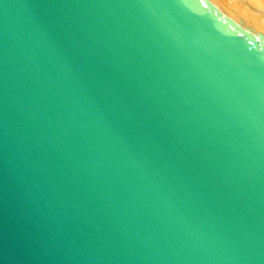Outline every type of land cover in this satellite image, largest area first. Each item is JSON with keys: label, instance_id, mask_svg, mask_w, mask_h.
<instances>
[{"label": "water", "instance_id": "obj_1", "mask_svg": "<svg viewBox=\"0 0 264 264\" xmlns=\"http://www.w3.org/2000/svg\"><path fill=\"white\" fill-rule=\"evenodd\" d=\"M0 0V264H264V12Z\"/></svg>", "mask_w": 264, "mask_h": 264}, {"label": "bare ground", "instance_id": "obj_2", "mask_svg": "<svg viewBox=\"0 0 264 264\" xmlns=\"http://www.w3.org/2000/svg\"><path fill=\"white\" fill-rule=\"evenodd\" d=\"M225 2L233 5L234 7H239L238 9L233 7V10L237 11L238 13H243L246 15V17L248 15L250 18L262 22L261 17H259L255 12L251 11L247 5L255 6L256 9L258 8L261 10V12H264V0H225L224 4L229 7V5ZM230 8L232 9V6Z\"/></svg>", "mask_w": 264, "mask_h": 264}, {"label": "rangeland", "instance_id": "obj_3", "mask_svg": "<svg viewBox=\"0 0 264 264\" xmlns=\"http://www.w3.org/2000/svg\"><path fill=\"white\" fill-rule=\"evenodd\" d=\"M220 1H222V2H220ZM220 1H219V2H220L221 4L225 5V4H224V1H225V0H220ZM225 3H227V2H225ZM227 4L229 5V7H228L227 5H225L226 7L230 8V7L232 6V9H233V7H234L233 5H231V4H229V3H227ZM235 7H236V6H235ZM235 7H234V8H235ZM238 8H239V7H238ZM238 8L236 7L235 9H238ZM236 12H237V11H236ZM240 14H242L243 16L245 15V14H243V13H240ZM245 17H246V15H245ZM247 17L250 18L248 15H247ZM251 19H252V18H251Z\"/></svg>", "mask_w": 264, "mask_h": 264}]
</instances>
